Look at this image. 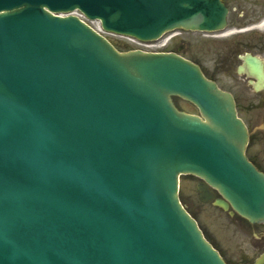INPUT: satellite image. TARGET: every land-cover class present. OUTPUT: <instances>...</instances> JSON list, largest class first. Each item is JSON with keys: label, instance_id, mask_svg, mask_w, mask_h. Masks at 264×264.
<instances>
[{"label": "water", "instance_id": "1", "mask_svg": "<svg viewBox=\"0 0 264 264\" xmlns=\"http://www.w3.org/2000/svg\"><path fill=\"white\" fill-rule=\"evenodd\" d=\"M74 9L141 41L220 30L227 15L222 0H0V264H226L177 184L199 176L264 221V174L232 97L178 55L120 53L55 15ZM245 61L258 76L261 61Z\"/></svg>", "mask_w": 264, "mask_h": 264}, {"label": "flooded vegetation", "instance_id": "2", "mask_svg": "<svg viewBox=\"0 0 264 264\" xmlns=\"http://www.w3.org/2000/svg\"><path fill=\"white\" fill-rule=\"evenodd\" d=\"M257 9L259 17H264V0H257ZM194 36L195 33L193 32L177 30L167 37L164 50L175 52L183 56H188L189 54L191 56H196V59H191L201 66L203 73L208 78L214 80L221 88L229 91L233 95L238 114L247 125L249 131L251 125L255 122L252 110L255 109V111H258L256 117L260 118V128L263 130L264 136V88L255 91L250 83L252 82L254 84L256 82L255 78L248 76L247 73L239 75L237 71L232 70L236 61H239L240 65L243 63L241 55L239 54L240 50L237 49L233 53L224 55L221 60V65L225 73L220 74L216 68L214 69L203 63L204 60L199 55L201 50L196 44L197 40ZM202 38L209 39L207 37ZM248 94H250V96ZM259 141L262 143L259 144L256 141L253 144L250 138L247 147V155L260 170L264 171V138L261 137ZM181 182L182 187L186 186V188L191 191L195 189L197 199L200 194V196H208L212 198V200L220 198L215 190L206 186L203 181L199 179H190L188 181L182 179ZM198 185L201 187L200 192L196 190ZM212 200L208 203H204V205H213ZM200 204H203V202L200 201ZM233 217H236V215H233ZM236 222L238 237L228 244L226 250L219 248L216 244L220 254L227 264H264V222L252 224L244 219L237 220Z\"/></svg>", "mask_w": 264, "mask_h": 264}, {"label": "rangeland", "instance_id": "3", "mask_svg": "<svg viewBox=\"0 0 264 264\" xmlns=\"http://www.w3.org/2000/svg\"><path fill=\"white\" fill-rule=\"evenodd\" d=\"M225 3L230 9L228 16V26L224 32H216V37L208 41L204 40L201 36L195 35L201 53L199 54L210 67L216 66L219 70H223L221 59L227 52H232L235 49H240V52H252L264 59V26L262 28L256 27L260 23L257 17L259 12L257 9V0H225ZM247 32H241V28L252 27ZM235 31L234 33H230ZM109 40L119 50H129L135 48H143L144 46H137L130 43L123 37L109 35ZM250 96V94H248ZM181 108L197 113L196 109L186 104L184 101H178ZM258 111L252 110L255 122L251 125L252 143L256 141L261 144L259 139L263 136V130L260 128V118L256 117ZM257 120V121H256ZM262 122V121H261ZM264 165V162H263ZM186 181L190 180L185 178ZM184 195V197H183ZM181 196L185 203L188 204L190 211L198 220L204 233L208 238H211L219 248L226 250L228 244L238 237L237 223L231 222L224 213L214 209L213 207H205L200 205L194 199L193 192L183 186L181 189Z\"/></svg>", "mask_w": 264, "mask_h": 264}, {"label": "bare ground", "instance_id": "4", "mask_svg": "<svg viewBox=\"0 0 264 264\" xmlns=\"http://www.w3.org/2000/svg\"><path fill=\"white\" fill-rule=\"evenodd\" d=\"M262 25H264V22L262 23Z\"/></svg>", "mask_w": 264, "mask_h": 264}]
</instances>
